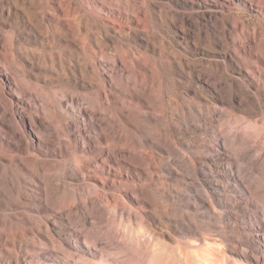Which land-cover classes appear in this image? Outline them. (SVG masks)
Segmentation results:
<instances>
[{
	"label": "rangeland",
	"instance_id": "374dc122",
	"mask_svg": "<svg viewBox=\"0 0 264 264\" xmlns=\"http://www.w3.org/2000/svg\"><path fill=\"white\" fill-rule=\"evenodd\" d=\"M259 147L264 0H0V244L38 237L19 264H264Z\"/></svg>",
	"mask_w": 264,
	"mask_h": 264
},
{
	"label": "bare ground",
	"instance_id": "6f19581e",
	"mask_svg": "<svg viewBox=\"0 0 264 264\" xmlns=\"http://www.w3.org/2000/svg\"><path fill=\"white\" fill-rule=\"evenodd\" d=\"M57 11L59 12V15L57 16L60 20L63 19L65 20V22L70 25L68 19H65L67 16L70 15V10L69 8L63 6L62 4H59L57 7ZM65 17V18H64ZM251 140H249L246 137H241L239 140V144L242 148V154L237 157L235 155H233L232 153L229 152L228 158L230 160H243L245 163L247 164H254L253 160H252V155H251V146L252 144L250 143ZM260 154L262 155V159H264V148L259 147L258 148ZM248 152H250V155L248 157L245 156V154ZM51 216V215H50ZM49 216V217H50ZM54 217V216H53ZM55 218V217H54ZM33 224V222H32ZM45 226V236L50 240V242L54 243L56 240L60 241V239H57L56 233H54V229H51V226L48 223H44L43 224ZM234 229H237V226L234 225L233 226ZM35 229V227L33 226L32 228H29V231L34 232L33 230ZM242 234H247V232L242 233ZM38 237H36L35 233L34 236H28L27 234L24 235V237H22V241H25L28 245H33L35 246L36 244H34L33 242L36 241ZM258 240L261 243V245L264 246V235L259 234L258 235ZM42 242V237L39 238ZM112 241V245H114V250H112L115 254H117L118 256L124 255L125 254V250H127V238L125 236H122L121 238H118L117 236H114L111 238ZM30 242V244L28 243ZM61 242V241H60ZM27 244H24V246L21 243H18L15 239H9L6 238L4 239V242L0 244V264H19L21 262V255L24 252H27V254H30L31 250H36L35 248H29L27 246ZM2 245V246H1ZM36 253V252H35ZM180 257H183L184 261L186 262V264H191V260L190 258H188L187 256H185V254L183 253L182 250H180L179 253ZM25 258V257H23ZM106 260L107 257L105 256ZM176 264V261H174ZM34 264H43L39 261H34L32 262ZM91 264H99V263H91ZM100 264H107V263H100ZM147 264H159L158 260H156L155 258L151 257L148 259Z\"/></svg>",
	"mask_w": 264,
	"mask_h": 264
}]
</instances>
